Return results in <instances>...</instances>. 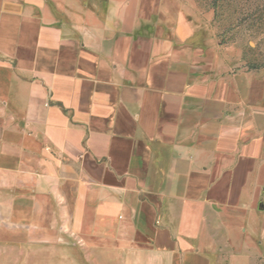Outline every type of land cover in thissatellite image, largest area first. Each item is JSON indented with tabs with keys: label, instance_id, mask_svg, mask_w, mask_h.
<instances>
[{
	"label": "crops",
	"instance_id": "1",
	"mask_svg": "<svg viewBox=\"0 0 264 264\" xmlns=\"http://www.w3.org/2000/svg\"><path fill=\"white\" fill-rule=\"evenodd\" d=\"M197 0H0V264H256L264 70Z\"/></svg>",
	"mask_w": 264,
	"mask_h": 264
},
{
	"label": "rangeland",
	"instance_id": "2",
	"mask_svg": "<svg viewBox=\"0 0 264 264\" xmlns=\"http://www.w3.org/2000/svg\"><path fill=\"white\" fill-rule=\"evenodd\" d=\"M201 8L214 13L213 25L223 43L233 46L241 63L264 70V0H197ZM256 264L264 257L254 256ZM227 264H238L227 261Z\"/></svg>",
	"mask_w": 264,
	"mask_h": 264
}]
</instances>
